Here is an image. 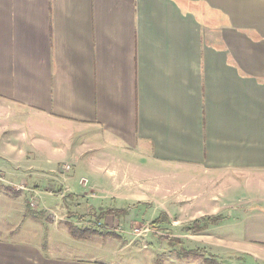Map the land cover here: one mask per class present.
<instances>
[{"label": "crops", "instance_id": "0c3cea01", "mask_svg": "<svg viewBox=\"0 0 264 264\" xmlns=\"http://www.w3.org/2000/svg\"><path fill=\"white\" fill-rule=\"evenodd\" d=\"M53 197L105 230L39 208ZM143 206L175 232L224 219L162 243L125 229ZM175 243L264 264V0H0V264H184L158 252Z\"/></svg>", "mask_w": 264, "mask_h": 264}, {"label": "rangeland", "instance_id": "374dc122", "mask_svg": "<svg viewBox=\"0 0 264 264\" xmlns=\"http://www.w3.org/2000/svg\"><path fill=\"white\" fill-rule=\"evenodd\" d=\"M28 126V130L29 131H33L30 128V123L27 124ZM65 145V144H64ZM56 167L58 172H60L61 170V166L63 165H71V163L67 162V161H58L56 163ZM71 171H75V165H73V168H71ZM56 174V173H55ZM64 174V173H62ZM66 175L70 174V171L65 173ZM57 190L54 191H63V189H61L59 186L57 188H55ZM14 190V189H13ZM25 191V190H24ZM235 192L238 196V198H247L249 195V192H247L246 190H244V188H236ZM56 193V192H55ZM25 199L22 201V203H25ZM28 201H31L32 198L31 197H27ZM27 201V200H26ZM29 208H33V204L29 203L28 204ZM43 207H48V208H52L54 210L57 211V213L61 214L60 217L64 218L65 217V213H67L68 210L72 211L70 214V218L67 220H70L69 222H71V224H75L77 226H81L82 228H84L85 226L87 228H101L102 230H105V228L101 227L100 222H98V216H96L97 212L96 210L89 208V206L86 204V200L81 199V198H74L72 197L71 199H67V200H62L61 198H57V197H53L49 200H46L44 202V200L40 201L39 204V208L43 209ZM146 207H141L139 208L137 214L135 216L129 217V219L126 220V226L125 229L127 231H131L134 232L136 234L138 233H144L146 231H144V229H148V226L153 227V229L157 230L159 233L157 232H153V238L156 235L157 236V241L158 242H162V243H166L167 241L170 242H177L176 239L180 238L178 236H181L183 234V231L186 229L185 227H181L183 226L182 224L185 222H182V224L180 223L179 228H176V232L172 229H170L169 226V219L164 220L163 214H165L164 212L159 213L156 216V219H159V223L157 225H152V224H148V220L149 217L151 216V212L149 213V216H147V219H145L144 217L146 216ZM158 211L157 208L153 209V215H155ZM45 212V211H44ZM93 212H96L95 214ZM145 215V216H144ZM81 216H84L83 218H81ZM154 219V220H156ZM221 219L223 221L224 217L221 216ZM232 222L236 223L237 220H235V218H231ZM236 225H233L231 227H225V228H218L216 230V235L225 239H235V238H240L242 235L241 230L238 227H235ZM207 229V228H206ZM205 229V230H206ZM213 230V229H212ZM186 231V230H185ZM204 231V230H203ZM213 232V231H212ZM177 236H175V235ZM173 235V237H172ZM143 235H140V237ZM195 240H200L197 242L200 243H206L207 246H214L213 243L214 242H221L220 240L218 241L217 239H214V236H206V235H201V236H196V235H192ZM172 237V238H171ZM163 238V239H162ZM154 240V239H153ZM181 241V240H180ZM179 241V242H180ZM109 245L107 246L106 244ZM210 242V243H209ZM96 243H98L96 241ZM100 244H103V246L105 245L106 247H110V248H116L118 246H116V243H118L117 240H114V238H110L109 240H105L104 242H99ZM223 243V241H222ZM220 244V243H219ZM200 246H202L200 244ZM66 248H68L67 246H65ZM102 247V246H101ZM174 249L172 251H170L168 249V251H165L164 249L158 251L159 253L162 254H168L169 253H173L174 255L179 256L182 252L187 251L185 249H182L184 247L183 243L182 244H174ZM202 248H204L202 246ZM69 249L73 252H76L77 250L75 248H70ZM198 250H203L200 251L199 253H203V254H199L200 256L197 257H189L188 261H183L184 264H192V260L194 258V261L197 262H201L203 261L205 264H207L205 262V258H208L210 262L216 263V264H244L245 261V255H243L240 252L237 251H229V250H219V249H213V250H208V248H204V249H198ZM96 255L98 254V250H94V251H86L85 254H81L84 256H91V255ZM130 254L129 252H127L128 255ZM122 256L120 259H122V264H149V262L147 260H144L141 255L138 254V256H135L132 261V263L127 262V260L131 259V257H125ZM159 258H163L162 256H158ZM180 257V256H179ZM197 258V259H195ZM127 262V263H126ZM182 262V260H181ZM180 264V263H179Z\"/></svg>", "mask_w": 264, "mask_h": 264}, {"label": "trees", "instance_id": "16d2710c", "mask_svg": "<svg viewBox=\"0 0 264 264\" xmlns=\"http://www.w3.org/2000/svg\"><path fill=\"white\" fill-rule=\"evenodd\" d=\"M109 211L112 212L115 210H109ZM115 213L117 215H124L127 213V210L126 211H120L118 213L115 211ZM163 217H164V220L168 219L165 214H163ZM221 221H222L221 216H219V217H207V218H204L202 220L195 221L192 224V226L187 227L185 230L187 232H190V233L200 232V231L205 230L208 227V224H218ZM153 223H154V225H157L159 223V219L154 220ZM71 233H72L73 237L81 239V238H85L87 235H89L90 231L87 229H80V228L72 225ZM176 241L179 242L180 239H176ZM200 251H203V250H187V251L182 252L179 256L182 258L197 257V256H200L199 254H203L202 252L199 253ZM205 262L207 264H216V263L210 262L208 258H205Z\"/></svg>", "mask_w": 264, "mask_h": 264}, {"label": "built area", "instance_id": "2783aa9c", "mask_svg": "<svg viewBox=\"0 0 264 264\" xmlns=\"http://www.w3.org/2000/svg\"><path fill=\"white\" fill-rule=\"evenodd\" d=\"M71 168H72V166H71V165H69V164H68V165H64V170H65V171H67V172H68V171H70V170H71ZM82 181H83V183H84L86 180H85V179H83Z\"/></svg>", "mask_w": 264, "mask_h": 264}]
</instances>
